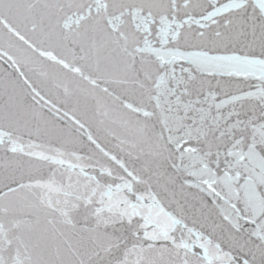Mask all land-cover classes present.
<instances>
[{"label": "snow or ice", "instance_id": "obj_1", "mask_svg": "<svg viewBox=\"0 0 264 264\" xmlns=\"http://www.w3.org/2000/svg\"><path fill=\"white\" fill-rule=\"evenodd\" d=\"M0 264H264V0H0Z\"/></svg>", "mask_w": 264, "mask_h": 264}]
</instances>
